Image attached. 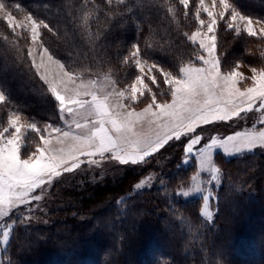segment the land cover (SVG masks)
Returning <instances> with one entry per match:
<instances>
[{
	"label": "snow or ice",
	"instance_id": "obj_1",
	"mask_svg": "<svg viewBox=\"0 0 264 264\" xmlns=\"http://www.w3.org/2000/svg\"><path fill=\"white\" fill-rule=\"evenodd\" d=\"M177 3L183 6V17L194 20L195 30L178 32L179 43L165 39L160 44L145 38L143 44L133 42L126 53L118 51L115 58L130 79L121 87L124 77L117 79L111 68L103 71L112 60L111 45L104 41L116 26L129 22L138 34L143 33L144 24L154 33L148 16L153 11L164 22L171 17L178 28ZM19 7L0 2V18L10 30V36L3 39L20 53L23 62L30 61L29 68L35 69L57 102L61 123L41 125L34 118L23 119L6 91L0 90V249L4 258L16 226L35 218L24 215L21 208L32 211L29 206L41 201L65 174L75 173L85 164L100 167L103 161L142 165L172 141L183 143L182 163L194 161L196 169L189 186L184 188L181 180L172 195L185 199L198 195L203 201L200 217L214 223L219 212L215 188L222 184L214 152L232 157L264 149V62H236L226 69L222 34L246 43L254 38L264 57V18L243 14L231 0H79L68 12L75 29L70 39L79 35L87 45V51H77L83 55L78 72L75 61L61 62L45 46L42 30L53 35L58 32L30 13L18 21L13 12ZM20 38L30 40L26 54L18 47ZM186 42L193 47L194 59L173 70L150 55L154 51L174 55ZM246 51L255 55L252 49ZM242 66L250 75L240 71ZM133 68L135 72L130 71ZM249 113L259 114L250 129L223 138L203 135L204 126L246 119ZM154 180V176L141 179L132 192L151 187ZM160 182L163 185L164 179ZM129 198L115 201L122 206L121 212L128 209Z\"/></svg>",
	"mask_w": 264,
	"mask_h": 264
},
{
	"label": "trees",
	"instance_id": "obj_2",
	"mask_svg": "<svg viewBox=\"0 0 264 264\" xmlns=\"http://www.w3.org/2000/svg\"><path fill=\"white\" fill-rule=\"evenodd\" d=\"M0 2L13 8L19 5L17 11L49 23L58 35L42 30L45 46L62 62L75 61L74 70H81L79 61L83 55H77V51H87V45L79 35L70 39L75 29L68 15L70 5L79 0ZM231 2L244 13L264 18L261 6L264 0ZM177 9L178 28L171 23V17L168 22L161 21L156 11L148 13L154 33L150 32L148 24L143 25L142 34H138L130 22L116 26L104 41L111 45V61H117L118 51L138 40L143 44L145 38L160 44L165 39L179 43L177 33H190L192 28L187 23L191 19L183 17V6L177 3ZM5 35L10 36V30L0 19V90L6 91L15 109L41 122L54 111V101L35 75V69L29 68L30 61L23 62L20 53L4 41ZM17 44L20 52L26 54L29 40L20 38ZM73 44L77 48H73ZM182 48L174 55L160 51L150 52V55L173 70L194 59L190 42ZM119 67L122 70L121 65ZM130 71L135 72V69ZM19 91L22 94H18ZM218 162L222 184L216 191L219 212L212 224L203 222L200 217L199 198L182 199L172 195V189L188 177L190 166L176 173L170 169L163 185L132 194L128 197V209L121 212L122 206L115 201L130 191L137 177V173H127L116 186L98 189L94 198H87L79 218L61 216L52 228L18 224L7 245V258L3 252L0 264H264V224L261 222L264 218V151ZM97 202L106 207L97 211Z\"/></svg>",
	"mask_w": 264,
	"mask_h": 264
},
{
	"label": "rangeland",
	"instance_id": "obj_3",
	"mask_svg": "<svg viewBox=\"0 0 264 264\" xmlns=\"http://www.w3.org/2000/svg\"><path fill=\"white\" fill-rule=\"evenodd\" d=\"M173 2V0H170ZM206 3H210V0H206ZM253 4V2H252ZM259 6L261 3H255ZM264 8V5H261ZM260 6V7H261ZM242 12V11H241ZM250 17L258 18L255 16H251L250 14L244 13ZM13 15L16 17V19L23 20L24 16L27 15V13L19 12L15 10L13 12ZM191 19V17H189ZM3 20L2 18H0ZM189 19V20H190ZM189 27L191 26L192 31L195 30V22L194 20H190ZM222 47L224 49H227L226 59H225V68H230L234 63L240 62L242 65H257L261 62H264V57L260 56V51L256 49L257 41L254 38H248V42L246 43L243 40L240 41H233L231 35H224L222 34ZM30 43V40H29ZM130 46L124 47L121 54L126 53L127 49ZM246 48L252 49L255 52V55H250ZM57 59H60L58 56H55ZM61 60V59H60ZM116 60V59H115ZM62 62V60H61ZM118 61H111L110 64L106 65L104 67L103 71H108L109 68H111L113 75L116 76L117 79H120L121 77H124V80L121 82V87L124 86L125 83L130 82V79L126 76H124V69H120L118 65ZM55 70V66H52ZM240 71L244 72L246 75H250L248 72L247 67L242 66ZM46 87L47 91V86ZM156 90V89H154ZM48 92V91H47ZM18 94H22V92L19 91ZM50 97L51 94L49 93ZM51 99L54 101L53 105L55 107L54 111L52 110L50 114L46 115V119L43 121L36 120L34 116L32 115H26L24 112H21L23 119H29L34 118L36 122L39 124L44 123H51L55 122L57 124H60L59 120V112L56 107V101L53 97ZM144 103H147V100L144 101ZM12 105H14L12 103ZM52 105V106H53ZM144 104L137 105V108L143 107ZM3 113L0 112V116H2ZM259 114L258 113H249L247 114L246 119H240L236 121H229V122H219L211 125H207L203 127V135L206 138H210L213 135H218L221 138L234 134L235 131H244L246 129L252 128V125L255 123L256 118ZM243 116V114H242ZM257 128H259V125H257ZM198 133L201 132V129L197 130ZM34 135V134H30ZM186 142V140L184 141ZM204 142H207L205 140ZM258 151H264V149H255L250 153H257ZM250 153H243L239 156H232V157H225L220 151L214 152V159L217 163V166L219 167V159H232L234 157H242ZM183 143L182 142H176L172 141L168 146H166L164 149H162L159 153L155 154L154 156L148 158L147 163H144L142 165H119L116 162H109V161H103L101 163L100 167L88 166V165H82L80 170H77L75 173H69L65 174L64 177H62L59 182H56L54 186L48 191V194L44 196V198L39 202H33L31 207L32 211H27L25 208H21V212H23L24 215L28 216H34L35 218L30 220L28 223L21 225V226H27V225H37V226H47L52 228L55 226V222L61 218V216L66 217H78L81 213V207L84 203V201L87 198H94V193L98 189L106 188L109 186H116L117 183L122 179L124 175L127 173L129 174H136L137 177L134 183L131 186L130 191L126 192L123 197L128 198L132 194H135L137 192L141 191H147L155 186L161 185V178L165 180L167 177V174H169L171 170L173 172H179L180 169L184 170L187 166L189 174L187 178H185V181L183 183V187L187 188L190 184V177L195 172V162L185 165L182 163L183 159ZM179 165V168L177 167ZM170 166V167H168ZM172 172V173H173ZM154 176L155 180L152 182L151 187H145L143 190L132 192L133 185L137 182H139L141 179ZM205 178L206 177H202ZM222 181V176H221ZM181 185L176 186L172 189L173 193L177 190L178 187ZM208 187H213L212 185H208ZM220 187V186H219ZM219 187L215 188V192ZM36 194H39V190ZM131 194V195H130ZM190 198H199L200 200V208L202 207V199L198 195H194ZM185 199V198H182ZM188 199V198H187ZM99 202H97V205ZM99 208L96 209L97 211L102 210L104 207V204H99ZM106 207V206H105ZM104 207V208H105ZM121 207V206H120ZM212 209L215 210L216 203L213 202L211 205ZM200 212V209H199ZM200 214V213H199ZM79 218V217H78ZM64 220V219H63ZM215 220V217H214ZM261 222L264 224V218L261 219ZM128 223V222H127ZM109 226V223H107ZM59 229V228H58ZM56 229V230H58ZM7 247V246H6ZM4 250L0 249V263L2 260V254Z\"/></svg>",
	"mask_w": 264,
	"mask_h": 264
}]
</instances>
